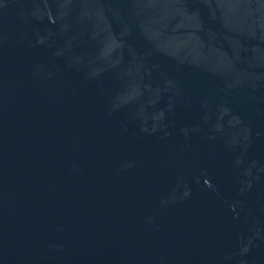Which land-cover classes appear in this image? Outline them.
Here are the masks:
<instances>
[{
    "label": "water",
    "instance_id": "water-1",
    "mask_svg": "<svg viewBox=\"0 0 264 264\" xmlns=\"http://www.w3.org/2000/svg\"><path fill=\"white\" fill-rule=\"evenodd\" d=\"M0 264H264V0H0Z\"/></svg>",
    "mask_w": 264,
    "mask_h": 264
}]
</instances>
